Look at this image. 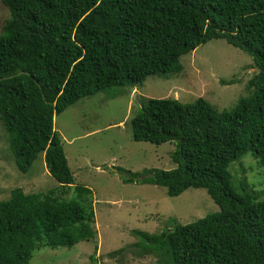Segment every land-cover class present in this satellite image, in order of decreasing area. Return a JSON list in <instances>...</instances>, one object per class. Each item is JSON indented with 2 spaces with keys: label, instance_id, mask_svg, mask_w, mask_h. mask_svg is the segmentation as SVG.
Wrapping results in <instances>:
<instances>
[{
  "label": "trees",
  "instance_id": "obj_1",
  "mask_svg": "<svg viewBox=\"0 0 264 264\" xmlns=\"http://www.w3.org/2000/svg\"><path fill=\"white\" fill-rule=\"evenodd\" d=\"M0 3L8 12L0 32V122L7 150L21 173L42 154L58 186L44 194L14 189L0 201V264H29L40 248L95 237L91 192L72 186L53 118L81 98L176 74L181 56L216 39L250 58L256 71L251 94L229 112L202 98L190 104L142 100L130 120L131 138L156 146L171 142L174 167L118 174L123 184L163 187L168 197L203 189L218 211L156 234L132 230V247L154 255L158 264H264V200L244 181L234 184L228 171L249 154L264 173V0ZM70 188L73 198L64 200Z\"/></svg>",
  "mask_w": 264,
  "mask_h": 264
},
{
  "label": "rangeland",
  "instance_id": "obj_2",
  "mask_svg": "<svg viewBox=\"0 0 264 264\" xmlns=\"http://www.w3.org/2000/svg\"><path fill=\"white\" fill-rule=\"evenodd\" d=\"M7 19L8 12L0 3V32ZM178 62L176 74L150 76L134 89H112L81 98L53 118L72 186L91 192L95 237L71 247L40 248L29 264H158L154 255H142L132 247L137 241L132 230L156 234L218 211L203 189L189 188L168 197L163 187L123 184L118 174V169L140 173L174 167L169 158L171 142L156 146L131 138L130 120L142 100L175 99L190 104L202 98L214 110L229 112L253 90L249 82L256 71L250 58L223 40L200 45ZM228 171L234 184L244 181L258 201L264 200V173L249 154L232 162ZM57 187L47 175L42 154L26 173L16 169L0 122V201L8 199L14 189L29 195ZM62 198H73L72 188Z\"/></svg>",
  "mask_w": 264,
  "mask_h": 264
}]
</instances>
